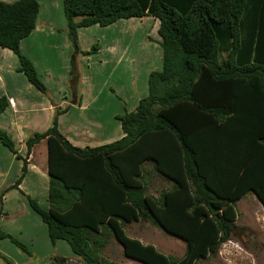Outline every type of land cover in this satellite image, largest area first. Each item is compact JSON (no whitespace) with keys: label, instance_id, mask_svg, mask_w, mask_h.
I'll return each instance as SVG.
<instances>
[{"label":"trees","instance_id":"trees-1","mask_svg":"<svg viewBox=\"0 0 264 264\" xmlns=\"http://www.w3.org/2000/svg\"><path fill=\"white\" fill-rule=\"evenodd\" d=\"M73 48L69 88L78 95L77 29L154 17L162 66L147 79V95L117 115L122 138L95 148L73 147L58 129L70 105L55 107L53 124L26 139L21 158L6 131L0 142L22 159L47 140L48 209L27 197L52 243L65 241L83 264H108L100 250L107 229L126 257L143 264H194L215 256L237 230L235 205L252 192L264 206V0H62ZM37 0L0 1V48L19 61L17 72L48 96L20 42L35 29ZM113 91V90H112ZM50 98V97H49ZM71 103H74L72 101ZM7 107L0 98V114ZM170 188L147 193L145 165ZM150 221L185 243L181 259L126 237L122 224ZM21 251L27 248L0 230ZM58 264L65 259L54 257Z\"/></svg>","mask_w":264,"mask_h":264},{"label":"crops","instance_id":"crops-1","mask_svg":"<svg viewBox=\"0 0 264 264\" xmlns=\"http://www.w3.org/2000/svg\"><path fill=\"white\" fill-rule=\"evenodd\" d=\"M0 1L14 2L17 0ZM37 2L39 3V12L35 29L28 37L21 40L20 51L36 67L39 78L46 86L50 98L37 91L22 73L17 72L19 66L17 56L8 49L0 48V98L5 97L7 100V107L0 114V129L10 135L18 155L25 158L26 139L35 133L45 132L53 124L55 107L50 101L52 99L58 107L70 105L69 109L59 116L58 129L73 147L95 148L119 140L122 138L123 132L116 116L125 111L134 110L138 101L147 95L149 74L158 70L156 68L160 63L162 66L160 37L157 34L159 21L150 16L133 17L118 20L103 28L98 25L78 28L77 38L80 50L88 52L93 44L98 45V50L93 55L78 57L81 79L78 95L73 100L69 88L70 59L73 48L68 36L62 0H37ZM132 23L141 26L142 38L145 34L152 41L145 43L141 39L139 45H136L134 53L127 56V46L122 43L124 41H122L121 35L123 32L127 33V25ZM145 24L148 25L145 27ZM100 32L102 36L104 33L107 34L104 44H100L98 41L94 43L97 40L95 39L97 33L100 34ZM153 34H156V40L153 39ZM107 53L112 57L106 56ZM89 64L93 68V72L90 74L87 73L90 68ZM123 64H125L123 69L130 70L132 81L117 80V86L122 93L119 95L120 99L113 100L112 90L117 88L112 86L111 79L116 69ZM123 69L118 74L119 76H125L126 73ZM141 71L146 87L143 89V86L138 90L135 77L132 75ZM72 101L74 103H71ZM113 101H116L117 104ZM21 170L22 159H17L0 142V190L5 185L14 193H22L26 196L25 203H21L12 213L7 212L3 217L0 214V227L4 233L23 244L29 252L21 251L7 238H0V264H48V259H50V264H58L54 257L65 259L62 264H83L65 241L51 242L47 226L31 209L27 200V197L37 200L38 196H43L46 206L41 205L38 200L37 202L42 208L48 209L46 139L32 147L27 157V172L18 187L15 188L13 186L21 175ZM152 196L158 198L160 194ZM16 221H18L17 224H15ZM122 229L126 237L135 239L143 245H152L163 255L172 258L173 253L164 238L166 232L157 225L150 221H133L123 223ZM102 231L108 235L107 244L100 250L102 261L108 264H143L126 257L123 246L116 238L107 229ZM215 256L224 258L223 250L218 249ZM209 258L210 256L199 259L194 264L200 260L207 262Z\"/></svg>","mask_w":264,"mask_h":264},{"label":"rangeland","instance_id":"rangeland-1","mask_svg":"<svg viewBox=\"0 0 264 264\" xmlns=\"http://www.w3.org/2000/svg\"><path fill=\"white\" fill-rule=\"evenodd\" d=\"M147 25L148 24H145L144 26L146 27ZM127 30H128L126 31L127 33L124 34L123 32L121 35L122 41H124L122 43L126 44L127 46L126 48L127 56H130L131 54L134 53V51L136 50L135 47L136 45H139L141 39L144 40L145 43L152 41V39L149 36L146 37L145 34H143V38H142L141 33L143 32V30L141 29V26L136 23L127 25ZM106 35L107 34L104 33L102 36L101 32L100 34L97 33V37H95V39L97 40L94 43H97L98 41L100 44H104ZM152 37L154 40L157 39L156 34H153ZM108 40L109 37L107 41ZM92 47L90 48L91 51L93 49ZM107 55L108 56L110 55V57H112L111 54L109 53H107L106 56ZM90 64H89L90 68L89 70H87L88 74L93 72L92 65ZM107 66L109 67V64ZM124 66L125 64L118 67L114 72V76L111 79L112 86L117 88V89L113 88L112 91L113 100L120 99L119 95L122 93L120 92L119 87L117 86L116 83L117 80L127 79L126 81H132V78L130 77L131 75L130 70L127 71L126 69H123ZM160 68H161V63L156 69L159 70ZM122 69L126 73L125 76L118 75L121 73ZM79 74L81 79L80 69H79ZM132 76L135 77L136 84L138 85L137 86L138 90H140V88L143 86H144L143 89H145L146 82L143 79L142 71ZM114 103H116V101ZM145 171H146L145 176L148 179V184H149L147 187L148 194L159 196L162 190L168 189L170 187L168 183L162 181L154 173L150 165L148 164L145 165ZM2 195H4V198H2ZM36 199L41 205L46 206V201L43 196H38ZM25 200H26V196H24L22 193H17V192L14 193L12 189L9 190L4 185L0 190L1 217L5 216L7 212L12 213V211L17 209L18 206L21 205V203H25ZM235 208L237 211L236 225L238 228L236 230L235 235L232 236L230 240L226 241L224 244H221L219 248L223 250L224 258H218V256L217 257L210 256V258L207 259L208 260L207 262L200 260L196 264H214L215 262H217V264H264V206L261 205L257 197L252 192H248L240 201L237 202ZM8 222L10 221L8 220ZM17 223L18 221H16L15 224ZM0 230L3 232L1 227ZM164 238L168 246H170V249L173 253L171 257L173 259H180L185 252V243L180 239H177L176 237L169 235L167 233H165ZM48 260L50 261V259ZM49 261L48 264H50Z\"/></svg>","mask_w":264,"mask_h":264}]
</instances>
